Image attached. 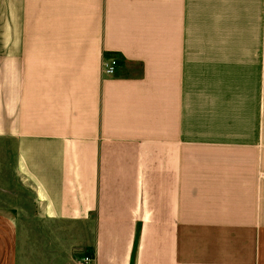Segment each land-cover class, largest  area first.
<instances>
[{
  "label": "crops",
  "instance_id": "obj_1",
  "mask_svg": "<svg viewBox=\"0 0 264 264\" xmlns=\"http://www.w3.org/2000/svg\"><path fill=\"white\" fill-rule=\"evenodd\" d=\"M87 255L264 264V0H0V264Z\"/></svg>",
  "mask_w": 264,
  "mask_h": 264
},
{
  "label": "built area",
  "instance_id": "obj_2",
  "mask_svg": "<svg viewBox=\"0 0 264 264\" xmlns=\"http://www.w3.org/2000/svg\"><path fill=\"white\" fill-rule=\"evenodd\" d=\"M116 66H117V59L114 56H111L107 59V61H104L103 70H104V72H106L108 74H115ZM91 260H92V258L88 255L84 256V258L82 259V261L85 264L90 263Z\"/></svg>",
  "mask_w": 264,
  "mask_h": 264
},
{
  "label": "rangeland",
  "instance_id": "obj_3",
  "mask_svg": "<svg viewBox=\"0 0 264 264\" xmlns=\"http://www.w3.org/2000/svg\"><path fill=\"white\" fill-rule=\"evenodd\" d=\"M21 195L23 196L24 200L32 201L34 199L32 187L31 188L29 187V189L23 191L22 194L21 193L19 194L20 197Z\"/></svg>",
  "mask_w": 264,
  "mask_h": 264
}]
</instances>
